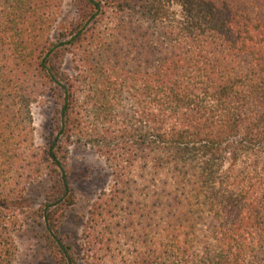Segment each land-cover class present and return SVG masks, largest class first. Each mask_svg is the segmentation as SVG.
I'll return each instance as SVG.
<instances>
[{
  "label": "trees",
  "instance_id": "16d2710c",
  "mask_svg": "<svg viewBox=\"0 0 264 264\" xmlns=\"http://www.w3.org/2000/svg\"><path fill=\"white\" fill-rule=\"evenodd\" d=\"M71 2L0 0V264L26 222L54 264H264V0ZM75 146L110 171L76 243Z\"/></svg>",
  "mask_w": 264,
  "mask_h": 264
},
{
  "label": "rangeland",
  "instance_id": "374dc122",
  "mask_svg": "<svg viewBox=\"0 0 264 264\" xmlns=\"http://www.w3.org/2000/svg\"><path fill=\"white\" fill-rule=\"evenodd\" d=\"M64 14L70 19L73 14L71 0H65ZM65 68L68 69L69 59ZM34 138L37 145L45 139V122L50 110L43 103L31 107ZM70 181L77 195V203L68 211L61 233L72 242H78L81 228L86 219L90 204L110 180L109 169L105 161L94 150L87 147H73L69 153ZM46 181L34 183L26 192L25 205L37 208L41 204ZM41 231L35 224L26 222L16 233L18 255L14 264H54L45 251L40 239Z\"/></svg>",
  "mask_w": 264,
  "mask_h": 264
}]
</instances>
